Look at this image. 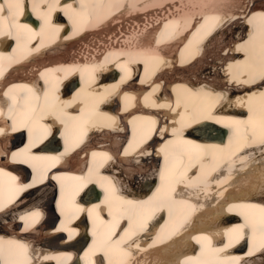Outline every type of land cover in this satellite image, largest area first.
Listing matches in <instances>:
<instances>
[{
  "label": "bare ground",
  "instance_id": "obj_1",
  "mask_svg": "<svg viewBox=\"0 0 264 264\" xmlns=\"http://www.w3.org/2000/svg\"><path fill=\"white\" fill-rule=\"evenodd\" d=\"M209 1L0 0V94L7 95L0 113H12L29 132V149L15 158H35L43 177L46 165L59 164L57 151L30 149L39 138L55 148L60 128L57 159L77 161L75 172H84L62 197L52 199L54 183L46 180L12 212H0V234L7 233L0 235V264H42L45 255L68 264L62 254L75 253L48 244L59 231L77 246L88 238L81 264H263L264 0ZM234 28L236 36L222 39ZM60 44L64 57L49 54ZM80 134L87 137L83 160L71 151ZM22 136L14 130L5 138H19L16 145ZM5 155L0 143V159ZM109 164L111 174L97 172ZM0 172L7 174L3 207L21 189L12 190L9 173ZM63 173L55 176L68 179ZM98 187L109 196L102 200L113 209L109 217L104 207L80 205L83 193L98 197ZM24 205L33 207L16 214ZM79 208L86 218L68 211ZM233 211L244 220L227 226L237 221L225 217ZM56 217L62 222L50 231ZM120 221L113 233L101 226ZM182 232L190 239L170 244ZM249 232L255 239L248 236L242 254L244 242L233 239Z\"/></svg>",
  "mask_w": 264,
  "mask_h": 264
},
{
  "label": "rangeland",
  "instance_id": "obj_2",
  "mask_svg": "<svg viewBox=\"0 0 264 264\" xmlns=\"http://www.w3.org/2000/svg\"><path fill=\"white\" fill-rule=\"evenodd\" d=\"M209 1V0H208ZM213 0H210L209 2H212ZM224 35V34H223ZM222 35V39L223 38H225V40H227V39H232L234 36H236V29L234 28V30H228L227 32H226V34L223 36ZM208 131V130H207ZM202 132H204V130L202 131ZM27 198V197H26ZM25 198V199H26Z\"/></svg>",
  "mask_w": 264,
  "mask_h": 264
}]
</instances>
